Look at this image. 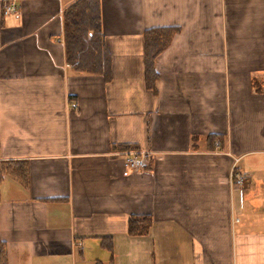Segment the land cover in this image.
I'll use <instances>...</instances> for the list:
<instances>
[{"label": "crops", "instance_id": "crops-1", "mask_svg": "<svg viewBox=\"0 0 264 264\" xmlns=\"http://www.w3.org/2000/svg\"><path fill=\"white\" fill-rule=\"evenodd\" d=\"M73 1L0 0V163L29 164L0 183L8 264H264V0H100L109 81L67 62Z\"/></svg>", "mask_w": 264, "mask_h": 264}, {"label": "trees", "instance_id": "trees-1", "mask_svg": "<svg viewBox=\"0 0 264 264\" xmlns=\"http://www.w3.org/2000/svg\"><path fill=\"white\" fill-rule=\"evenodd\" d=\"M64 42L67 62L78 72L101 74L107 81L112 79L111 55L105 44L102 28L100 0H74L64 9ZM174 27L151 28L144 32V55L147 87L155 90L157 72L155 60L172 41L176 32ZM254 87L260 90L259 81L254 79ZM211 145L223 139L220 135L210 134ZM123 148H137L124 145ZM10 175L25 185L29 182L27 161H3L0 163V183L2 175ZM1 198V194H0ZM150 216L132 215L129 218L131 235L146 234L151 226ZM0 264H8L6 243L0 238Z\"/></svg>", "mask_w": 264, "mask_h": 264}, {"label": "built area", "instance_id": "built-area-1", "mask_svg": "<svg viewBox=\"0 0 264 264\" xmlns=\"http://www.w3.org/2000/svg\"><path fill=\"white\" fill-rule=\"evenodd\" d=\"M17 11V7L13 4H6L4 6V13L5 14H9V13H15ZM126 164L134 169V170H138V169H143L146 167L147 165V160L145 157H139V156H130L128 157V159L126 160ZM232 177L235 179L236 184L241 185L243 182V176L241 174H239L238 172L233 171L232 173Z\"/></svg>", "mask_w": 264, "mask_h": 264}]
</instances>
